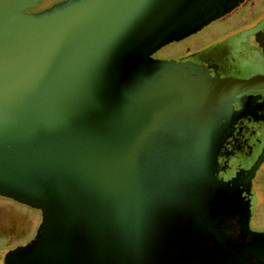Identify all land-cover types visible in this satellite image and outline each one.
<instances>
[{
	"label": "water",
	"instance_id": "water-1",
	"mask_svg": "<svg viewBox=\"0 0 264 264\" xmlns=\"http://www.w3.org/2000/svg\"><path fill=\"white\" fill-rule=\"evenodd\" d=\"M42 1L0 0V196L42 213L6 264H264L212 136L264 75L153 57L244 0Z\"/></svg>",
	"mask_w": 264,
	"mask_h": 264
},
{
	"label": "flooded vegetation",
	"instance_id": "flooded-vegetation-1",
	"mask_svg": "<svg viewBox=\"0 0 264 264\" xmlns=\"http://www.w3.org/2000/svg\"><path fill=\"white\" fill-rule=\"evenodd\" d=\"M251 1L254 0L242 1L234 9L190 36L199 34L204 28H208L216 22L228 20L234 14H238ZM41 4L28 11H42L56 3L44 7H41ZM241 22L242 20H237L231 23V28H236L235 32L232 31L233 33L231 35L228 34L230 36L225 39L211 42L201 48H197L199 45L194 43V45L187 48L186 53L183 54L181 51L178 56L169 57L163 54L156 56L159 51L162 52L168 46L166 45L154 53L153 57L163 61L189 60L207 67L212 76L250 78L254 75H264V32L258 35V40L256 41V33L260 30L264 31V10L260 9V12L254 15L253 18H248L246 22ZM246 35H252L253 42L244 43L243 49L246 52H251L253 57L251 59L245 58L243 62H239V56L241 58L244 57L241 54L243 42H238L239 56L235 54V57H232L233 51L231 48L236 46V42L234 41L240 40V38ZM220 51L227 52V54L230 53L227 57H223V61L221 62L216 58ZM225 55L223 54V56ZM231 57L237 61L229 63ZM225 62L229 64L226 65L224 64ZM212 136L215 141V156L218 162L213 169L214 176L217 180L234 188L243 209L249 215L250 229L259 234H264V225H262L257 216L259 195L262 193L264 196V192L262 191L264 186V156L255 170L251 172L252 167L264 152V89L250 90L233 98L231 113L217 121ZM0 198L8 202L7 206L9 207L6 210H0L3 216H5V220L0 219V264H6L5 261L8 253L28 244L37 233L36 231L35 235L32 236V221L29 219L26 222V228L27 225L30 227L29 237L26 235L25 230L21 232L17 231L16 225L7 220V218L12 217L13 213L11 209L14 208L13 206L18 205L29 212H39L41 221L42 213L15 200L1 196ZM1 220L5 222L1 223ZM18 238H20L19 241Z\"/></svg>",
	"mask_w": 264,
	"mask_h": 264
},
{
	"label": "rangeland",
	"instance_id": "rangeland-1",
	"mask_svg": "<svg viewBox=\"0 0 264 264\" xmlns=\"http://www.w3.org/2000/svg\"><path fill=\"white\" fill-rule=\"evenodd\" d=\"M64 0H44L40 3H42L40 6L44 7V6H49L52 4H57V2H62ZM264 0H254L248 3V5L243 8L240 12H238V14H234L233 16H231L230 18H228V20L223 21V22H216L215 24H212L211 26H209L208 28H204V30L202 32H200L199 34H195L193 36H190L180 42H176L173 44H170L168 46H166L164 48V50L162 52H158L156 56H160V54L163 55H168L170 56H178L179 52H183L186 53V50L188 47H191L192 45H194V43H197V48H201L202 46H206L208 44H210L211 42H216L218 40H222L225 39L226 37L230 36L231 33L235 32L234 30L236 29H232L231 28V23L233 21H241V23L246 22L248 20V18H253L254 15L258 14L260 12V9L264 10ZM39 3V4H40ZM231 19V22H230ZM238 26V25H237ZM233 31V32H232ZM230 34V35H228ZM247 35L240 38V42L242 43V49H241V54L242 56H244L243 58H241L239 56V52H238V42H236V46L231 48V50L233 51V55L232 57H235V54H238L239 56V62H243V59H251L253 57L251 52H246L243 49V44L248 42L247 39ZM223 54H226L225 56H223ZM230 55V53H228ZM227 52H222L220 51L219 55L216 57L220 62L223 61V57H227L228 56ZM231 57V60L229 63H234L237 60H234ZM222 59V60H221ZM229 63H224L226 65H228ZM262 191L264 192V186ZM8 202L4 201L2 198H0V210L4 209L6 210L7 208H9L8 206ZM256 205V203H255ZM14 208L11 209L12 211V217L11 218H7V220H10L12 223H14L16 225V230L21 232L23 230L26 231V235L28 236L30 234V227L29 225H27L26 228V222L27 220H31L32 221V236L35 235V232L37 231V227L39 228L38 225L41 224V216L39 214V212H29L26 209L18 206V205H14ZM257 216L258 219L260 220V222L262 223V225H264V196L262 195V193H260L259 195V202H258V211H257ZM0 219L5 220V216H3L2 211H0ZM1 220V223L5 222ZM6 220V221H7ZM40 223V224H39ZM29 237V236H28ZM20 240V238H18V241Z\"/></svg>",
	"mask_w": 264,
	"mask_h": 264
}]
</instances>
